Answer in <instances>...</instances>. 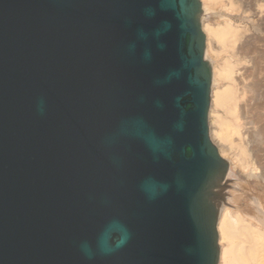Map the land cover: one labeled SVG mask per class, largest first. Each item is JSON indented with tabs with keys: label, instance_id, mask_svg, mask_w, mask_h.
Listing matches in <instances>:
<instances>
[{
	"label": "water",
	"instance_id": "water-1",
	"mask_svg": "<svg viewBox=\"0 0 264 264\" xmlns=\"http://www.w3.org/2000/svg\"><path fill=\"white\" fill-rule=\"evenodd\" d=\"M201 0H0V264H218Z\"/></svg>",
	"mask_w": 264,
	"mask_h": 264
},
{
	"label": "rangeland",
	"instance_id": "rangeland-1",
	"mask_svg": "<svg viewBox=\"0 0 264 264\" xmlns=\"http://www.w3.org/2000/svg\"><path fill=\"white\" fill-rule=\"evenodd\" d=\"M207 2H208V4L210 3L209 4L210 8L205 13H204V9H203L202 22H204L206 25L209 24V28L210 29L212 28L211 31H209V37H208L209 41L211 43L207 39V47L206 48L209 51L208 52V60L212 63L213 68H215V69L217 68L216 69L217 73L219 72L218 77H217L219 81H217L215 89L216 90L220 89L219 91H221L222 90L221 88H223V89H224V87L225 88L226 87L232 88L234 86L232 88L233 91L235 90L236 92L241 91L239 93H242V92H243V94L245 93L243 95L244 96L243 98H247V101L249 103V107L251 106L250 112H251V110L254 109V107H256L255 105H257L256 111H257V114H259V112L261 111V108L258 107V103L260 104V103L264 102V79L261 80V78H264V58H263L264 57V0H260V3L256 2V1L254 2V0L249 2V3L246 0H240V1H238V0H207ZM227 24H230V26H232L233 29L236 28L235 30H238L239 31L238 33H240V34L238 35V33H237L236 36L235 35L232 36L230 33L227 34L223 30L227 27ZM213 31H215V32H213ZM221 31L225 32L223 34V36L220 35V33H222ZM206 34L208 36V33H206ZM230 35H231V37H229ZM237 36L239 39L236 38ZM227 41H229V42H227ZM208 43H210L211 45L209 46ZM244 45H246V46H244ZM250 47L253 50H251ZM248 48L250 50H248ZM254 48H255V50H254ZM261 56H262V58H261ZM226 64H228V65L226 66ZM257 65H258V67H257ZM222 67H226V69L222 68ZM228 68L231 70V73L229 72ZM221 69H223V70H221ZM246 70H248V71L246 72ZM220 71H222V73ZM235 71L236 72L238 71L239 74H241L240 76L243 77L244 79L242 78L240 81L236 80V81H234V83H235L234 84L232 81L233 80L232 75H235V73H236ZM243 71H244V73H243ZM242 74H243V76H242ZM257 83L260 85H258ZM262 110L264 112V109H262ZM213 111L214 112H212L213 114L211 115V118H210V113H209L210 127H212L211 132H213V129H214L213 133L215 134V132L218 131V128H219V130H223L224 134L230 139V140H228V143L231 142V140H234L237 136L233 133L232 126L229 127L231 122L234 120L233 115L230 112H228L225 105H223V104L220 105L219 103L215 104V106L213 107ZM217 115L219 116V118ZM248 115H251V116H248ZM216 116L218 119L215 118ZM248 117H252V118L248 119ZM253 117L258 118L252 111L250 114H247V115L245 114V117H244L245 119H243V121L246 122L245 127L246 126L248 128L251 127V129H252V127H253V129L255 128V130H253V129L251 130L250 128L249 129L247 128L250 135H249V138H247V140H246V142H247L246 149L247 148L250 149V150H248V152L250 154H253V155H250L251 157H249V159L247 158L248 159L247 161L253 160L252 162H255L254 164L252 163L254 172H256L258 174H263L262 171L264 172V169H263L264 165L262 166V163L264 164V159L261 155V151L263 150L262 148H264V146H263L264 144L258 138V135H257L258 130L256 129V128L259 129V127L261 125V121L259 120V118L253 119ZM221 118H222V120H221ZM228 119H231L232 121L231 120L229 121ZM218 120H219V122H218ZM248 121L250 123L253 122V123H251V125L254 124V122H255V125L249 126L250 123ZM257 123L259 125H257ZM215 129H216V131H215ZM250 136H251V138H250ZM248 140H250L249 143H248ZM237 149L238 148L235 145H233V149H231L230 152L227 153L228 156H226V157H228L229 159H230V157L231 158L233 157L235 162H237L239 164V170H241V169H242V171H243V169L248 170V166L241 168V166H243L242 163H240L239 160L235 157L236 156L235 153L237 152ZM256 152H258V153H256ZM257 155H258V158L260 160L259 159L256 160ZM254 168H256V169H254ZM237 177L238 176L227 177V179H226L227 182L225 181V186H224L223 205L229 206V207L233 208L234 210H239L238 205L244 204L245 210H247V212H249L250 214L254 213L253 215H255V212L258 210L255 207L254 203H252V200L254 198H256L257 200H259V204H260V205L258 204L260 206V207H258V209L260 208L259 210H261V214L263 213L262 215H264V186L262 185V187H261L262 190H261L253 183L248 184L245 181L242 183V181H240L239 178H237ZM230 180L232 182H230ZM237 186H238L239 190L238 189L236 190ZM234 197H236L238 200L236 202L237 205H234L235 202L230 200L231 198H234ZM229 202H231L233 204H229ZM226 242H228L227 239H223L222 244L225 246L228 244Z\"/></svg>",
	"mask_w": 264,
	"mask_h": 264
},
{
	"label": "bare ground",
	"instance_id": "bare-ground-1",
	"mask_svg": "<svg viewBox=\"0 0 264 264\" xmlns=\"http://www.w3.org/2000/svg\"><path fill=\"white\" fill-rule=\"evenodd\" d=\"M201 1H202V7H203L204 13H205L206 11L209 10V8H210L209 4L210 3L208 4L207 0H201ZM238 1H240V0H238ZM246 1L249 3V2H251L253 0H246ZM255 1L260 3V0H254V2ZM203 29H204L205 33H208L207 39L209 41V38H208L209 37V31H211L212 28L210 29L209 28V24L206 25L203 22ZM235 29H233V27L230 26V24H227V27L225 29H223V30L227 34L230 33L232 36L233 35L236 36L239 31L235 30ZM224 31L223 32L221 31L222 32V33H220L221 36H223V34L225 33ZM213 32H215V31H213ZM239 34L240 33H238V35ZM231 35L229 37H231ZM236 38H238V36ZM227 42H229V41H227ZM210 43H208L209 46L211 45ZM244 46H246V45H244ZM248 50H250V49L248 48ZM251 50H253V49L251 48ZM254 50H255V48H254ZM208 52L209 51L206 48V57L207 58H208ZM261 58H262V56H261ZM227 65L228 64H226V66ZM257 67H258V65H257ZM222 68L226 69V67H222ZM216 69L213 68V81H212V92H211L210 118H211V115L213 114L212 112H214L213 111V107L215 106L216 103H219L220 105L221 104L225 105L226 109L228 110V112H230L233 115V119H234L233 121L231 120L232 118L228 119L229 121L230 120L232 121L231 124L229 125V127L232 126L233 133L235 135H237V136H236V138L234 140H231V142L228 143V140H230V139L224 134L223 130H219V128H218V131H216V129H215V131H216L215 134L213 133L214 132V129H213V132H211V137H212L213 141L218 145L222 156L225 157L229 161V169H228L227 177H234V176L236 177V176H238L237 178H239V180L242 181V183L244 181L246 183H248V184L249 183L250 184L253 183L259 189H261L262 185L264 186V172L262 171L263 174H258L256 172H254L253 164L255 162H252L253 161L252 159H251L252 161H247L249 159V157H251L250 155H253V154H250L248 152V150H250V149H248V148L246 149V145H247L246 140H247V138H249V135H250L248 129L249 128L251 129V127H249V128L247 126L245 127V125H246L245 123L246 122L243 121V119H245L244 118L245 114L246 115L250 114L252 111L259 118V120L261 121V125H260V127L258 126L259 129L256 128L258 130V134L257 135H258V138L261 140V142L264 144V112L262 110V109H264V102H262L260 104L258 103V107L261 108V111L259 112V114H257V111H256L257 110V105H255L256 107H254V109L251 110V112H250V107L251 106L249 107V103L247 101V98H243L244 97L243 95L245 93L243 94V92L239 93L241 91H239V92L238 91L236 92L235 90L233 91L232 88L234 86L232 88L231 87H226V88L224 87V89L221 88L222 89L221 91H219L220 89L216 90L215 89L216 88V84H217V81H219L218 78H217L219 72L217 73ZM221 70H223V69H221ZM228 70L231 73V70L229 68H228ZM244 71H243V73H244ZM247 71L248 70H246V72ZM220 72L222 73V71H220ZM240 75L241 74H239L238 71L235 73V75H232L233 83H234V81H236V80L240 81L243 78ZM242 76H243V74H242ZM262 79H264V78H261V80ZM258 85H260V84H258ZM217 116L215 117L216 119L219 118V116H218V118H217ZM248 116H251V115H248ZM249 118L251 119L252 117H248V119ZM258 118L253 117V119H258ZM221 120H222V118H221ZM218 122H219V120H218ZM251 123H253V122H251ZM251 123H250L249 126H252V125L254 126L255 125V122L252 125H251ZM257 125H259V124L257 123ZM211 129H212V127H211ZM252 129H253V127H252ZM253 130H255V128ZM250 138H251V136H250ZM249 142H250V140H248V143ZM233 145H235L238 148L237 152L235 153L236 154L235 157L239 160L240 163H242L243 166H241V168H243L245 166L246 167L248 166V170H244V169H243V171H242V169L239 170V164L237 162H235L234 158L230 157V159H229L228 157H226V156H228L227 153L230 152L231 149H233ZM262 149L263 150L261 151V155H262V157L264 159V148H262ZM256 153H258V152H256ZM256 158H257L256 160L259 159L258 155L256 156ZM263 165L264 164L262 163V166ZM254 169H256V168H254ZM230 182H232V181L230 180ZM237 189L239 190L238 186H237L236 190ZM230 200L235 202L234 205H237L236 202L238 200H237L236 197L231 198ZM252 203H254L255 207L258 210V211L255 212V215H253L254 213L250 214L249 212H247V210H245L244 204H242V205L239 204L238 205L239 206V210H234L233 208H231L229 206H226V205H223V203H222L221 210H220V215H219V222H218V231H219V238H220L219 239V243L221 245L220 246V258H219V263L218 264H264V215H262L263 213L261 214V210H259L260 208L258 209V207H260L259 206L260 205L259 204V200L254 198L252 200ZM229 204H233V203L229 202ZM223 239H227V241H228V242H226L228 244L225 245V246L222 244Z\"/></svg>",
	"mask_w": 264,
	"mask_h": 264
}]
</instances>
